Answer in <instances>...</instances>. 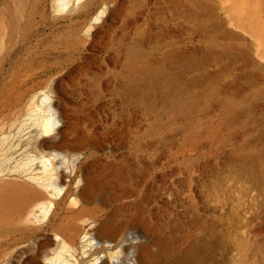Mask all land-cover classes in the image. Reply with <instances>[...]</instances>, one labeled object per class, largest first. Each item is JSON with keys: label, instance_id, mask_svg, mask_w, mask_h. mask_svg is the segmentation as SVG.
Returning <instances> with one entry per match:
<instances>
[{"label": "rangeland", "instance_id": "rangeland-1", "mask_svg": "<svg viewBox=\"0 0 264 264\" xmlns=\"http://www.w3.org/2000/svg\"><path fill=\"white\" fill-rule=\"evenodd\" d=\"M58 1L0 0V264H264V0Z\"/></svg>", "mask_w": 264, "mask_h": 264}, {"label": "bare ground", "instance_id": "bare-ground-1", "mask_svg": "<svg viewBox=\"0 0 264 264\" xmlns=\"http://www.w3.org/2000/svg\"><path fill=\"white\" fill-rule=\"evenodd\" d=\"M59 1L56 3V7L59 10H63V7L62 6L68 5L70 2L73 3L74 0H59ZM82 1L83 0H75L76 3H82ZM85 2H87V0ZM103 11L104 10L101 9L99 11L98 16L95 17V19H97L103 13ZM53 129H54V122L51 119H46L42 123V132L48 133V132L52 131ZM43 165H45L44 162H43ZM55 185H56V183H53L52 184V182L49 184V187L52 188V195H54V194L56 195V192L54 190V189H56V186ZM3 190H4V192L0 195V201H1V203L3 205L4 204H10V203L16 204L19 201L20 195H21L20 194V190L21 189L8 187V188H5ZM51 203L52 202H50V200H48L47 201V204L46 203H41L40 204V207L42 209H44L45 211H48L49 208H50ZM84 238H86V236H84Z\"/></svg>", "mask_w": 264, "mask_h": 264}]
</instances>
